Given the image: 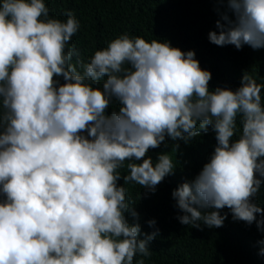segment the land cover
Wrapping results in <instances>:
<instances>
[{"label": "clouds", "instance_id": "9594fccd", "mask_svg": "<svg viewBox=\"0 0 264 264\" xmlns=\"http://www.w3.org/2000/svg\"><path fill=\"white\" fill-rule=\"evenodd\" d=\"M216 2L226 10L217 9L211 43L264 48V0ZM49 12L45 0H0V264H133L137 254L149 256L159 230L139 238L140 224L126 217L139 214L118 181L154 193L175 170L170 155L153 163L149 151L166 137L177 151L209 128L216 145L208 162L171 193L177 219L219 228L228 208L233 220L264 231V208L253 202L264 183V85L245 71L235 90H210L212 74L193 50L128 34L85 62L67 48L79 21L71 11L66 21ZM113 99L119 108L109 114Z\"/></svg>", "mask_w": 264, "mask_h": 264}, {"label": "trees", "instance_id": "16d2710c", "mask_svg": "<svg viewBox=\"0 0 264 264\" xmlns=\"http://www.w3.org/2000/svg\"><path fill=\"white\" fill-rule=\"evenodd\" d=\"M51 18L66 21L65 13L71 11L79 21V30L72 37L67 48H75L81 59L88 62L96 50L121 34L168 41L171 46L184 52L193 50L202 69L212 74L210 90L216 87L235 90L245 71L249 72L258 84L264 85V48L252 49L244 46L237 50L234 46H217L208 39L210 31H219L217 12L226 10V4L216 0H45ZM67 50V49H66ZM73 57V62H75ZM127 67V65H125ZM63 83L62 78H58ZM103 80L93 84L102 88ZM264 100V89H262ZM119 103L113 99L109 114L118 110ZM240 118H237V132L240 135ZM166 137L159 148L151 149L148 155L156 162L158 154L167 153L172 158L174 173L156 187L154 193L147 192L133 182L118 181L126 190L129 206L139 214L136 221L126 214L130 224L141 226L140 239L145 234L159 230V235L150 244V255L139 254L133 264L143 260V264H264V231L243 221H235L228 208L220 210L226 215L219 228H208L201 224L197 229L182 225L177 219L181 215L175 207L172 191L186 180L192 179L208 162L216 145L215 133L209 128L207 134L185 144L179 141V149ZM127 163L118 169L121 177L128 174ZM253 202L264 208V183L261 184ZM257 214V219H260ZM155 220L154 227L148 221ZM202 223V222H201Z\"/></svg>", "mask_w": 264, "mask_h": 264}]
</instances>
